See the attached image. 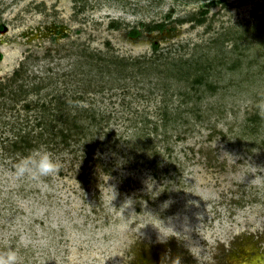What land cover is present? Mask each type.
Segmentation results:
<instances>
[{"label": "rangeland", "instance_id": "obj_1", "mask_svg": "<svg viewBox=\"0 0 264 264\" xmlns=\"http://www.w3.org/2000/svg\"><path fill=\"white\" fill-rule=\"evenodd\" d=\"M41 145L58 172L13 177ZM7 247L18 264H264V0H0Z\"/></svg>", "mask_w": 264, "mask_h": 264}, {"label": "clouds", "instance_id": "obj_2", "mask_svg": "<svg viewBox=\"0 0 264 264\" xmlns=\"http://www.w3.org/2000/svg\"><path fill=\"white\" fill-rule=\"evenodd\" d=\"M59 163L43 145L29 150L12 161L11 174L17 179H29L36 183H44V178L58 172ZM19 252L14 247L0 251V264H18ZM175 264L178 262L175 261Z\"/></svg>", "mask_w": 264, "mask_h": 264}, {"label": "trees", "instance_id": "obj_3", "mask_svg": "<svg viewBox=\"0 0 264 264\" xmlns=\"http://www.w3.org/2000/svg\"><path fill=\"white\" fill-rule=\"evenodd\" d=\"M204 12H201L200 14H203ZM178 22H183V20H179ZM197 24H201L203 21L198 19L196 20ZM142 26V29L144 32L146 33H150V32H154V31H157V32H162L164 29H165V23L163 22H160V23H154V24H141ZM111 27H118V25H112L111 24ZM128 36L132 37V38H135V37H138L139 36V31L136 29V28H132L129 33H128ZM156 47V44L153 45V48ZM18 70L14 71L12 76L15 75L17 76L18 74Z\"/></svg>", "mask_w": 264, "mask_h": 264}]
</instances>
